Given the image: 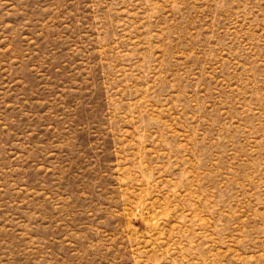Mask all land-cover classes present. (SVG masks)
I'll return each mask as SVG.
<instances>
[{
  "label": "rangeland",
  "instance_id": "1",
  "mask_svg": "<svg viewBox=\"0 0 264 264\" xmlns=\"http://www.w3.org/2000/svg\"><path fill=\"white\" fill-rule=\"evenodd\" d=\"M0 264H264V0H0Z\"/></svg>",
  "mask_w": 264,
  "mask_h": 264
}]
</instances>
